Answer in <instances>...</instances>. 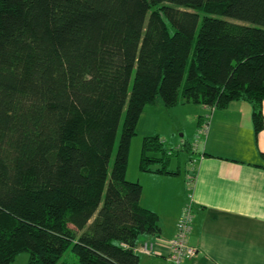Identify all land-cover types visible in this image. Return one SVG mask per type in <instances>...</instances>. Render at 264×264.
Wrapping results in <instances>:
<instances>
[{
    "label": "trees",
    "instance_id": "1",
    "mask_svg": "<svg viewBox=\"0 0 264 264\" xmlns=\"http://www.w3.org/2000/svg\"><path fill=\"white\" fill-rule=\"evenodd\" d=\"M160 98L247 101L257 135L264 0H0V264H140L162 224L127 169ZM170 155L147 135L139 168Z\"/></svg>",
    "mask_w": 264,
    "mask_h": 264
},
{
    "label": "crops",
    "instance_id": "2",
    "mask_svg": "<svg viewBox=\"0 0 264 264\" xmlns=\"http://www.w3.org/2000/svg\"><path fill=\"white\" fill-rule=\"evenodd\" d=\"M186 103L192 104L181 105ZM194 105L198 126L211 111ZM252 113V105L244 100L216 107L186 176L170 167L171 159L168 169L175 173L141 171L137 166L136 178L130 179L142 184L141 203L156 211L162 224L161 234L151 238L154 253H140V264H168L169 240L191 191L194 222L189 243L198 253L183 264H264V128L256 135ZM190 177H195L192 190Z\"/></svg>",
    "mask_w": 264,
    "mask_h": 264
},
{
    "label": "rangeland",
    "instance_id": "3",
    "mask_svg": "<svg viewBox=\"0 0 264 264\" xmlns=\"http://www.w3.org/2000/svg\"><path fill=\"white\" fill-rule=\"evenodd\" d=\"M181 104L167 108L160 98L156 104L146 106L137 125L136 134L131 141V152L127 169L129 171L127 173L129 179L136 178L135 175L137 174L144 137L157 133L160 134L161 139H167V148L172 151L170 167L178 172L180 171L178 176H186L188 171L193 168V157L195 155L193 144L196 142L199 124L197 126L194 103L191 105L189 103H186V105ZM159 203L162 202L160 201ZM62 259L74 263L76 255L71 248H68L64 252ZM27 261L28 252L25 251L21 252L12 264H27Z\"/></svg>",
    "mask_w": 264,
    "mask_h": 264
},
{
    "label": "built area",
    "instance_id": "4",
    "mask_svg": "<svg viewBox=\"0 0 264 264\" xmlns=\"http://www.w3.org/2000/svg\"><path fill=\"white\" fill-rule=\"evenodd\" d=\"M210 111L204 117L202 122L199 124L197 130L196 142L193 144L195 152L199 149L203 142V139L208 135L210 128V119L212 111L217 107L216 105L208 106ZM163 143L165 140L162 139ZM169 154L172 151L169 150ZM195 177H190L189 184L190 189H193V182ZM194 222V195L191 191L188 195L182 215L177 223L176 234L169 240L170 253L168 255V264H183L188 258H193L198 253V249L189 243V235L193 228ZM155 242L152 239L145 240L142 244L137 247V251L147 255H151L155 251Z\"/></svg>",
    "mask_w": 264,
    "mask_h": 264
}]
</instances>
